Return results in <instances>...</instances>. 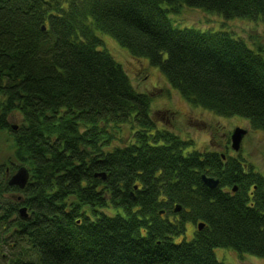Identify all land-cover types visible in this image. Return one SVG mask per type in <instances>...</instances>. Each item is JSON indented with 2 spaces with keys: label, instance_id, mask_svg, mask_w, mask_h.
<instances>
[{
  "label": "trees",
  "instance_id": "trees-1",
  "mask_svg": "<svg viewBox=\"0 0 264 264\" xmlns=\"http://www.w3.org/2000/svg\"><path fill=\"white\" fill-rule=\"evenodd\" d=\"M181 5L264 23V0H0L12 152L0 165V264H222L218 248L264 258V177L239 152L158 129L151 97L99 36L158 68L190 107L264 132V47L173 28L167 13ZM20 169L24 188L9 186ZM188 223L193 237L177 240Z\"/></svg>",
  "mask_w": 264,
  "mask_h": 264
},
{
  "label": "rangeland",
  "instance_id": "rangeland-1",
  "mask_svg": "<svg viewBox=\"0 0 264 264\" xmlns=\"http://www.w3.org/2000/svg\"><path fill=\"white\" fill-rule=\"evenodd\" d=\"M163 9H169L162 5ZM173 28H193L199 31L224 30L234 38L243 39L248 47H264V23L260 19L226 20L217 13L181 5L176 12L167 13ZM104 48L119 63L138 92L151 97V118L158 129L169 130L181 139H189L198 150H212L234 155L230 149L229 135L236 127L247 130L241 142L239 155L255 172L264 177V132L252 131L246 120L233 116L225 118L198 108L190 107L173 90L158 68L152 67L145 59H134L112 37L99 35ZM168 116V117H167ZM19 120H8L9 125H17ZM212 136V137H211ZM219 144V145H217ZM11 141L6 133H0V165L12 156ZM193 237V227L186 225L184 235L177 240L189 241ZM214 255L222 264H264V258L249 254H237L230 249H214Z\"/></svg>",
  "mask_w": 264,
  "mask_h": 264
},
{
  "label": "water",
  "instance_id": "water-1",
  "mask_svg": "<svg viewBox=\"0 0 264 264\" xmlns=\"http://www.w3.org/2000/svg\"><path fill=\"white\" fill-rule=\"evenodd\" d=\"M12 128L15 129V126H12ZM246 134H247V131L239 127L235 128L231 132L229 139H230V147L233 151L236 152L239 150L241 141ZM27 176H28L27 172L24 169H20L8 179V185L15 186V187H18L19 189H22L24 188L27 182ZM100 177L104 178V175H100ZM201 180L203 184L209 189L215 188L218 184V180L210 178V177H206L205 175L201 176ZM234 190L235 188H233V191ZM178 210L179 208L177 207L175 211H178ZM19 215L21 217H26V209L25 208L20 209ZM202 227H203V224H197L198 230H200Z\"/></svg>",
  "mask_w": 264,
  "mask_h": 264
},
{
  "label": "flooded vegetation",
  "instance_id": "flooded-vegetation-1",
  "mask_svg": "<svg viewBox=\"0 0 264 264\" xmlns=\"http://www.w3.org/2000/svg\"><path fill=\"white\" fill-rule=\"evenodd\" d=\"M217 145H219V144H217Z\"/></svg>",
  "mask_w": 264,
  "mask_h": 264
}]
</instances>
